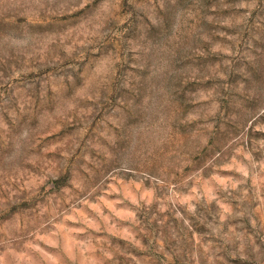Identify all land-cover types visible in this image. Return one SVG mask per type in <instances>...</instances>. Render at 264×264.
<instances>
[{
    "label": "rangeland",
    "instance_id": "rangeland-1",
    "mask_svg": "<svg viewBox=\"0 0 264 264\" xmlns=\"http://www.w3.org/2000/svg\"><path fill=\"white\" fill-rule=\"evenodd\" d=\"M0 264H264V0H0Z\"/></svg>",
    "mask_w": 264,
    "mask_h": 264
}]
</instances>
